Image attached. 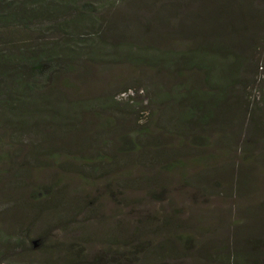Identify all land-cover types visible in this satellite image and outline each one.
I'll return each mask as SVG.
<instances>
[{
  "label": "rangeland",
  "instance_id": "1",
  "mask_svg": "<svg viewBox=\"0 0 264 264\" xmlns=\"http://www.w3.org/2000/svg\"><path fill=\"white\" fill-rule=\"evenodd\" d=\"M186 1L190 6L171 24H166L168 21L162 19L158 8L150 11V17L144 21L141 30L129 20L116 24L115 33L123 34L121 39L128 41V45L116 47L115 56L135 52L151 59H163L166 57L163 44L170 38L166 31L172 26L180 35L191 34L196 42L210 40L212 31L220 28L223 29L221 37L237 39L242 36L244 27H251L259 21L258 11L264 9L257 0L253 5L242 0H233V4H221V0ZM105 2L104 7H100L101 13L133 11L130 0ZM232 23L235 26L228 30ZM258 37V46L252 51L253 58L246 60L247 72L243 81L252 84L255 76L259 79L255 80L252 88L235 87L232 102L225 100L216 112L215 122L224 124L222 139L218 138L216 144L210 142L201 147L202 141L194 137L191 129L186 134L190 136L188 142L182 136L184 141L179 145L168 130H159L147 137L139 150L133 153L122 151L117 155V160L142 162L137 170L127 171L130 177L126 181L116 180L109 184L107 175L111 174L104 173L96 174L95 179L85 182L81 177L92 172L82 162L96 163V157L92 160L88 157L94 153L95 147L101 146L100 142L96 143V138L108 139L109 144L104 150L114 152L115 137L131 129L174 127L177 123V128L184 133L183 113L188 104L180 107L166 94L161 110L154 109L155 87L150 76L157 77L159 84L170 89L174 78L166 72L159 69L148 71L126 63L111 65L114 67L107 70H96V64L88 69L80 66L76 75L69 77L72 87L60 89L66 97L53 85L45 99L32 103L33 107L44 110L40 116L0 119V169L16 173L11 176L0 171V237L6 232H18L23 237L21 232L27 228L31 235L29 232L26 235V244L31 245V240L46 228L54 240L64 243L77 239L84 242L89 250L96 251L101 244L98 235L115 228L117 223L127 228H140L147 223L157 224L166 217L178 223L179 227H193L189 231V243L209 239L223 245L231 230L225 226L209 229L202 221L194 229L196 218L202 220L199 215L223 214L236 219L250 209L264 207V103L259 101V93L264 91V70L258 68L260 62H264V36ZM146 44L153 47L142 48ZM104 91L114 106L97 115L96 110L101 108L98 97H103ZM54 109L58 110L56 116H50ZM236 117L238 119L235 120ZM4 121L10 124H4ZM13 127L17 132L9 137ZM191 138L194 142H190ZM122 142L125 143L124 140ZM121 149L130 148L124 145ZM175 151L180 153L179 157L186 165H178L172 173L160 172L163 185L156 187L150 177L159 171V165L144 167L141 164L147 165L149 156L160 155L162 158ZM183 152L190 155L186 153L185 156ZM197 154H201L200 159L198 157L196 162H191L189 159ZM138 169L150 177H144L143 182ZM56 179L62 180L60 188H56L48 198L38 199L43 187ZM83 192L91 196L86 202H82L80 193ZM81 203L79 209L68 214ZM39 207L46 208L44 214L41 213L44 216H40ZM149 228L152 231L153 228ZM192 252L186 250L180 258L167 259L164 264H192Z\"/></svg>",
  "mask_w": 264,
  "mask_h": 264
},
{
  "label": "trees",
  "instance_id": "2",
  "mask_svg": "<svg viewBox=\"0 0 264 264\" xmlns=\"http://www.w3.org/2000/svg\"><path fill=\"white\" fill-rule=\"evenodd\" d=\"M105 1L0 0V119H32L40 116L44 110L33 107L32 103L45 99L53 85L65 96L60 89L72 87L69 77L76 75L80 66L88 69L94 68L96 64V70H107L108 67H114L111 65L126 63L131 67L140 66L148 71L159 69L158 71L172 75L174 82L170 89L159 84L157 77L150 76L155 87L154 109L161 110L162 99L166 94L169 100L178 103L180 107L188 104L183 113L184 133L177 128V123L174 127L154 126L150 130L146 127L131 129L128 133L125 130L126 134L115 137L114 152L104 150L109 144L108 139L96 138V143L100 142L101 146L95 147L94 153L88 156L91 160L96 157V163L82 162L92 173H85L81 178L88 182L95 179L96 174L110 173L111 176H107L111 184L116 180H129L130 174L127 171L137 170V166L142 163L134 159L117 160L119 152L133 153L134 150H139L144 140L159 130H168L176 137L179 145L183 144L182 136L188 142L187 138L190 136L187 137L186 134L191 129L194 137H199L202 141L201 147H206L210 142L216 144L218 138L222 139L224 124L215 122L216 112L225 100L232 102L235 87L252 88L258 78L255 76L252 84H249L250 81H243V75L247 72L246 60L253 58L252 51L258 46V36H264V9L258 11L259 21L251 27H244L242 36L237 39L226 40L221 37L223 29L220 28L216 32L215 29L212 31L210 40L196 42L192 40L191 34L180 35L177 28L172 26L166 31L170 38L163 44L166 57L151 59L135 52L115 56L116 47L128 45V41L121 39L123 34L115 33L116 24L118 26L129 20L141 30L144 28V21L150 17V11L156 8L162 13V19L168 21L166 24H171L172 20L176 22L185 13L184 9L190 6V2L130 0L129 4L133 9L131 13L111 14V10L100 12ZM242 1L249 5L254 2ZM257 1L264 5V0ZM95 3L99 6H95ZM227 3L233 4V0H221V4ZM234 26L232 23L228 30ZM152 47L150 44L142 45V48ZM263 66L264 62H260V71L264 70ZM98 98L101 108L96 110L97 115L113 109L114 104L107 93ZM67 99L70 101L71 97L68 96ZM259 101L264 103V91L259 93ZM57 111L52 110L50 116H56ZM116 117L119 118L118 115ZM3 123L10 124L8 121ZM12 130L9 137L17 132L16 127ZM128 136L131 138L128 139ZM192 138L189 139L190 142H194ZM124 145L130 149L122 150ZM186 153L183 152L185 156ZM200 155L189 160L194 163L198 157L200 159ZM179 156L178 151L162 158L160 155L149 156L147 165H141L151 167L158 164L159 171L150 177L138 169L140 180L143 179L144 182V177H150L156 187H161L163 183L159 177L160 172L172 173L178 165H186ZM0 171L16 175L9 170ZM61 182V179H56L43 187V193L38 199L48 198L56 188H60ZM80 194L82 202L91 197L84 192ZM81 205L82 203L76 204L68 214L71 215ZM263 209V206L250 209L236 219L223 214L199 215L202 220L196 218L194 229L202 221L209 229L225 226L231 230L223 245H217L209 239L189 243V231L193 227H179L178 223L166 217L157 224L147 223L140 228H127L117 223L115 228L98 235L101 244L96 251L89 250L84 242L77 239L64 243L54 240L50 236V230L46 228L31 240V245L26 244L29 229L21 232L23 237L18 232H6L0 237V264H164L167 259L180 258L186 250L193 251L192 264H264V239H261L264 238ZM45 210V207H39L40 216H44L41 213L44 214ZM149 227L153 228L152 231ZM29 234L31 235L30 232Z\"/></svg>",
  "mask_w": 264,
  "mask_h": 264
}]
</instances>
